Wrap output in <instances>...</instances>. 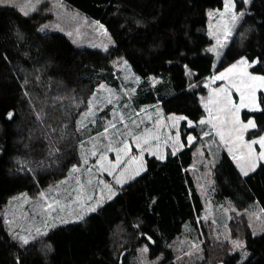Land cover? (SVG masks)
I'll list each match as a JSON object with an SVG mask.
<instances>
[{"label":"trees","instance_id":"1","mask_svg":"<svg viewBox=\"0 0 264 264\" xmlns=\"http://www.w3.org/2000/svg\"><path fill=\"white\" fill-rule=\"evenodd\" d=\"M64 1L103 23L114 45L82 46L64 32L40 30L53 16L43 4L27 15L15 5H0V264H128L144 244L152 257L160 254L163 264H175L172 243L184 224L197 227L205 207L190 171L194 145L188 136L200 137L209 128L202 102L208 89L199 85L215 70L206 51L213 41L206 32L208 10L222 8L225 0ZM235 1L244 17L216 69L245 56L255 62L251 71L264 75V0L249 5ZM119 57L145 82L164 78V84L144 93L142 102L162 101L166 114H185L195 121L193 126L181 124L184 147L178 152L168 148L165 159L147 154L145 171L96 211L20 244L6 229L5 204L14 195L35 194L62 179L80 161L77 120L96 88L109 82ZM259 102L260 109L243 111V119L256 122L249 139L264 133L263 92ZM214 170L218 202L230 199L236 209H244L260 201L264 208V163L244 175L223 149ZM241 223L237 226L248 256L220 244L223 258L217 260L264 264V232L254 234L246 220Z\"/></svg>","mask_w":264,"mask_h":264},{"label":"rangeland","instance_id":"2","mask_svg":"<svg viewBox=\"0 0 264 264\" xmlns=\"http://www.w3.org/2000/svg\"><path fill=\"white\" fill-rule=\"evenodd\" d=\"M245 2L249 5L251 0ZM5 4L15 5L27 13L45 5L53 16L40 30L64 32L78 45L109 49L115 43L103 23L64 0H0V5ZM208 11L206 32L213 41L206 51L214 60L215 70L199 85L208 89L207 95H202V102L207 111L203 120L209 128L200 137L193 133L188 136V144L194 145L190 171L205 207L197 227L189 222L184 224L183 232L172 243L175 264L203 261L222 264L217 260L223 258L220 244H226L231 251H240L242 258L247 257L249 251L237 226L243 220L254 234L264 232V208L260 201L236 209L232 200L218 202L215 197L214 168L223 149L230 153L244 175L264 163L260 155L264 147L259 143L264 133L249 139L247 133L256 122L253 117L243 119L245 109L261 108L264 80L253 77L264 75L253 73L251 66L255 62L245 56L222 70L216 69L245 12L238 10L235 0H225L222 8ZM114 65L109 82L103 81L96 88L77 120L80 161L62 179L35 194L24 191L14 195L5 204L6 229L20 244L28 245L52 228L82 220L96 211L114 198L121 186L145 171L147 154L163 159L168 148L178 152L184 147L181 124L187 121L193 126L195 121L185 114H166L162 101L149 106L141 100L148 88L164 84V78L152 76L145 82L121 57ZM222 73L225 78L216 79ZM166 92L171 93V89L167 88ZM249 121L254 127H245ZM237 215L240 220L235 219ZM149 252L148 245H141L129 256L128 264H163V255L152 257Z\"/></svg>","mask_w":264,"mask_h":264},{"label":"snow or ice","instance_id":"3","mask_svg":"<svg viewBox=\"0 0 264 264\" xmlns=\"http://www.w3.org/2000/svg\"><path fill=\"white\" fill-rule=\"evenodd\" d=\"M25 15H27L26 12H25ZM241 15H243V13H241ZM233 19H236V17H233ZM229 71H231V69H229ZM224 78H225V76H224L223 73L220 76L216 77V79H224ZM253 79L264 80V77H259V78L258 77H253ZM238 91H239V89H238ZM241 106L247 107V105H244V104H242ZM201 123H205V121H201ZM248 126H253L254 127V124L251 121H249V124L248 125H245V127H248ZM222 139H223V137H222ZM252 143H257V141H253ZM259 143L261 144L262 147H264V138H261V140L259 141ZM93 154H95V153H93ZM260 155H261V157H264V152H261ZM86 162L87 161H85V163ZM74 171H78V169H74ZM245 174H247V173H245Z\"/></svg>","mask_w":264,"mask_h":264},{"label":"crops","instance_id":"4","mask_svg":"<svg viewBox=\"0 0 264 264\" xmlns=\"http://www.w3.org/2000/svg\"><path fill=\"white\" fill-rule=\"evenodd\" d=\"M158 85V84H157ZM150 88H148L147 90H149ZM149 91H151V89L149 90ZM143 98H141V100H142ZM151 104H149V106H150ZM166 158V157H165ZM165 158H163V159H165Z\"/></svg>","mask_w":264,"mask_h":264},{"label":"water","instance_id":"5","mask_svg":"<svg viewBox=\"0 0 264 264\" xmlns=\"http://www.w3.org/2000/svg\"><path fill=\"white\" fill-rule=\"evenodd\" d=\"M121 257H123V253H122V256Z\"/></svg>","mask_w":264,"mask_h":264}]
</instances>
